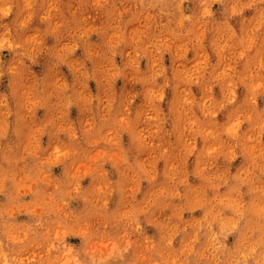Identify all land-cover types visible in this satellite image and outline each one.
<instances>
[{"label": "clouds", "instance_id": "9594fccd", "mask_svg": "<svg viewBox=\"0 0 264 264\" xmlns=\"http://www.w3.org/2000/svg\"><path fill=\"white\" fill-rule=\"evenodd\" d=\"M0 264H264V0H0Z\"/></svg>", "mask_w": 264, "mask_h": 264}]
</instances>
